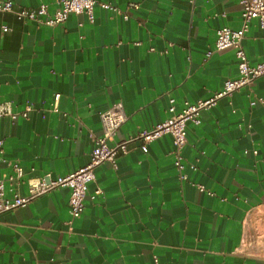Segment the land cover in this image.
<instances>
[{"label":"crops","instance_id":"crops-1","mask_svg":"<svg viewBox=\"0 0 264 264\" xmlns=\"http://www.w3.org/2000/svg\"><path fill=\"white\" fill-rule=\"evenodd\" d=\"M12 1L14 10L44 3L50 13L61 4ZM133 2L137 8L128 7ZM241 12V0H97L93 22L81 13L46 26L0 11V103L29 109L27 117H0L5 195L27 196L30 180L85 166L101 115L115 105L126 115L112 140L121 142L165 122L185 101L221 91L239 75L235 50L206 53L219 28L241 27ZM243 47L252 65L264 62L258 20ZM200 117L187 124L182 170L169 134L146 151L133 140L117 167H97L80 217L71 216L68 187L1 213L0 264H264V79Z\"/></svg>","mask_w":264,"mask_h":264},{"label":"built area","instance_id":"built-area-1","mask_svg":"<svg viewBox=\"0 0 264 264\" xmlns=\"http://www.w3.org/2000/svg\"><path fill=\"white\" fill-rule=\"evenodd\" d=\"M96 4L97 0H61L60 7L54 13H50L48 5L44 3L37 8L25 7L20 10H14L12 0H0V11H12L18 19L23 21H32L46 26H57L64 22L71 14L86 13L91 22H93ZM241 4V27L237 30L229 27L219 28L217 30L214 50H209L206 53V57L209 58L215 51L234 49L238 58V77L226 80L223 89L212 97L195 104L185 101L183 109L172 115L165 122L158 124L150 130L139 132L134 138L121 142H113L112 140H114L118 130L125 123L126 115L120 105L109 108L101 115V134L92 136L94 147L90 160L85 166L67 176L53 178L50 174H46L41 178L30 180L29 194L27 196L13 194L12 197H7L5 195V180H0V214L18 207H24L36 197L51 192L55 188L68 187L71 190L69 200L71 216L72 218L80 217L85 210V197L88 186L96 177L97 167L104 162H109L114 167H117L118 158L128 152V143L133 140H140L142 142V149L146 151L149 142L156 140L164 134H169L172 137L176 154L175 165L179 170H182L184 162L181 150L188 143L187 124L191 122L199 125L201 123L200 115L202 110L211 108L220 98L229 96L258 79H264V62L252 65L243 47V39L249 30L252 20H258L261 28L264 29V0H241ZM99 5L103 9L111 10L115 15L122 16L124 20L130 18L129 13L118 6L108 2H100ZM128 7L137 8L138 5L133 2ZM4 30L7 31L9 28L5 26ZM56 98H59V94L56 95ZM28 110L26 109L19 113L14 112L10 104L0 103V117L8 116L12 120L17 119L19 116L27 117ZM174 110V106L171 105L170 111ZM3 150L4 140L0 139V153ZM191 168L196 169V166L191 165ZM15 170L17 177L23 176V170L20 166H16ZM182 178L186 179V176L182 175ZM9 179L13 180L14 177L10 176ZM200 189L204 190L202 186H200ZM101 193L102 190L100 188L97 189L93 198ZM155 261H157L156 258Z\"/></svg>","mask_w":264,"mask_h":264}]
</instances>
